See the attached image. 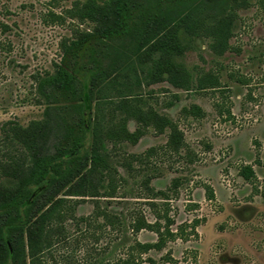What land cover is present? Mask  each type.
Instances as JSON below:
<instances>
[{"label": "rangeland", "instance_id": "rangeland-1", "mask_svg": "<svg viewBox=\"0 0 264 264\" xmlns=\"http://www.w3.org/2000/svg\"><path fill=\"white\" fill-rule=\"evenodd\" d=\"M85 4L0 0V201L12 194L17 166L30 155L15 131L44 119L37 84L56 65L91 88L92 127L104 159L92 189L97 197L63 192L44 209L47 218L25 229L27 249L34 240L27 263L122 264L133 255L136 264H264V0H228L227 11L208 2L197 12L209 15L208 24L232 16L224 56L212 52L204 33L189 35L180 26L130 62L117 58L129 40H102L101 23L81 17ZM78 40L79 52L67 53ZM173 68L194 81L216 75L220 87L176 89L167 81ZM158 118L173 123L180 146L170 144L173 130H161ZM244 166L253 167L255 179L241 176ZM110 182L116 193L106 190ZM167 217L175 233L198 219L196 234L185 227L162 250L137 247L157 243ZM135 221L143 229L135 231ZM6 256L0 246V261Z\"/></svg>", "mask_w": 264, "mask_h": 264}, {"label": "trees", "instance_id": "trees-1", "mask_svg": "<svg viewBox=\"0 0 264 264\" xmlns=\"http://www.w3.org/2000/svg\"><path fill=\"white\" fill-rule=\"evenodd\" d=\"M208 2L224 11L229 9L228 0H221L219 4L215 0H86L80 13L83 18L101 23L97 32L102 40H129L125 47L128 52H117V58L125 62L139 56L167 28L177 29L180 26L189 35L204 33L211 38L212 52L221 57L230 50L233 18L231 15L215 17L212 24L206 23L209 15L204 18L196 15ZM234 2L244 5L247 0ZM81 46L83 40L73 41L65 51L75 54ZM90 54L93 62L99 64L95 51ZM167 81L174 88L184 91H191L194 87L200 90L220 87L216 75L207 74L194 81L187 70L178 68L168 72ZM37 93L46 105L44 119L15 131L17 140L30 155L27 162L17 166L12 194L7 200L0 201V246L7 252L6 259L0 264H28L27 252L34 254V240L29 237L27 249L25 229L34 226L38 219L47 218L49 214L44 209L63 192H71L73 196L97 197L92 189L102 180L98 176L104 159L97 147L98 133L92 127L94 96L91 88L80 87L75 73L65 65H56L53 74L38 80ZM189 112L197 117L200 108L193 106ZM157 120L161 130L172 128L174 135L170 144L180 146V132L173 123L168 119ZM240 174L246 180L256 178L252 166L242 167ZM112 184L108 183L106 190L116 193L117 187ZM134 224L135 231L143 229L142 223L135 221ZM171 224L173 221L167 217L166 225L156 231L158 242L146 245L138 243L137 247L145 252L162 250L168 239L184 236L185 227H191L189 234H196L199 220L181 226L177 233L170 229ZM147 226L154 228L150 224ZM45 230L43 225L42 236ZM43 248L47 250L49 246L44 245ZM122 264H136L134 256H129Z\"/></svg>", "mask_w": 264, "mask_h": 264}]
</instances>
